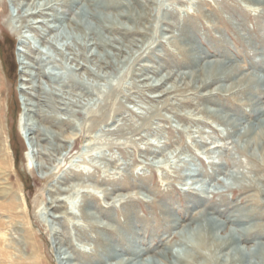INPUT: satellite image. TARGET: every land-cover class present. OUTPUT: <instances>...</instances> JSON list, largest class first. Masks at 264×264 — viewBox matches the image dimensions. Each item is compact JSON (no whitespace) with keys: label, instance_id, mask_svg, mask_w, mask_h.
Listing matches in <instances>:
<instances>
[{"label":"rangeland","instance_id":"obj_1","mask_svg":"<svg viewBox=\"0 0 264 264\" xmlns=\"http://www.w3.org/2000/svg\"><path fill=\"white\" fill-rule=\"evenodd\" d=\"M95 1L0 0V264L264 246V0Z\"/></svg>","mask_w":264,"mask_h":264},{"label":"bare ground","instance_id":"obj_2","mask_svg":"<svg viewBox=\"0 0 264 264\" xmlns=\"http://www.w3.org/2000/svg\"><path fill=\"white\" fill-rule=\"evenodd\" d=\"M58 1H64V0H58ZM69 1H71L72 4H77L80 2V0H69ZM113 1L114 0H99L98 2L95 1L97 2V4L94 7L88 6L82 10L81 21L83 23H89L88 21L92 18L99 19L100 17L98 16V11L96 10L97 9L102 10ZM100 19L104 20L103 18ZM94 30L91 27H89L88 29L89 32ZM66 37H71V36L61 33L60 35H58V40L59 39L62 40L63 38ZM204 68L205 70L208 71L217 70L218 65L216 66L214 64H211L205 66ZM65 214H71V213L67 212ZM55 234L57 235L56 231ZM240 238H241L240 235L235 231L226 230V228H224V225H222V222L221 224L216 221L209 222L206 219H204V217H202L201 221L197 223L196 227L192 228L189 232H186L184 234L183 236L184 244L182 245V248L180 249L179 252L177 253L171 252L170 254H168L169 256L163 254L160 257H157L156 259L151 261L148 260L146 261L140 260V262L135 261L133 264H198L199 261H200L199 264H264V246L254 247L253 249H244L240 245L241 244ZM61 243L62 242H59L58 245L62 246ZM101 252H97L91 255L92 256L94 255V258L97 257L101 258L102 254H105L107 258L113 257L114 255V250L111 249L107 253L104 252L101 253ZM62 255L63 253L61 252L59 256L60 262L63 264H71L73 258L65 254H64L65 256L62 257ZM251 257H255L256 260L251 261L250 260ZM121 259L123 260V258ZM118 264H128V262L119 261Z\"/></svg>","mask_w":264,"mask_h":264}]
</instances>
